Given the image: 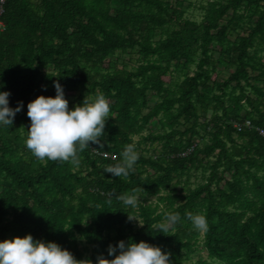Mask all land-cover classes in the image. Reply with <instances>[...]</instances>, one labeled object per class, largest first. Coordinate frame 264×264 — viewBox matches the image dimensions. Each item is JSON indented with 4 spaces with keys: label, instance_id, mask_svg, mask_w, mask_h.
Instances as JSON below:
<instances>
[{
    "label": "trees",
    "instance_id": "16d2710c",
    "mask_svg": "<svg viewBox=\"0 0 264 264\" xmlns=\"http://www.w3.org/2000/svg\"><path fill=\"white\" fill-rule=\"evenodd\" d=\"M0 9V91L10 107L23 103L12 126L0 125V241L31 234L83 264L113 259L109 245L121 240L160 246L172 264H264V0H0ZM124 53L135 64L118 66ZM57 81L70 108L99 93L110 102L103 148L90 143L78 168L41 162L25 144L27 104L54 97ZM151 119L158 129L144 134ZM129 143L139 159L128 180L104 172ZM136 187L133 210L117 196ZM189 211L206 215V232ZM164 212L181 216L174 236L154 227Z\"/></svg>",
    "mask_w": 264,
    "mask_h": 264
},
{
    "label": "clouds",
    "instance_id": "9594fccd",
    "mask_svg": "<svg viewBox=\"0 0 264 264\" xmlns=\"http://www.w3.org/2000/svg\"><path fill=\"white\" fill-rule=\"evenodd\" d=\"M55 89L54 97L39 95L27 104V116L31 124L25 144L41 162H67L78 168L82 160L80 153L90 143L103 148L101 138L105 136L106 122L111 117L110 102L104 94L99 93L93 100L84 98L82 103L70 108L58 81L55 82ZM9 96V91H0V125L10 127L16 114L22 110L23 103L12 108L9 106ZM121 156L116 164L107 165L104 172L128 180L139 159L136 145H125ZM143 192L144 189L136 187L130 193L117 196V199L125 207L135 210L139 207ZM163 216V221L154 227L160 233L174 236L177 225L182 222L180 214L164 212ZM128 220H135L139 226H143L135 215L128 214ZM186 220L199 232L208 230L206 215L189 211L186 212ZM117 247L118 255L115 254ZM108 253L114 258L100 256L97 264H172L170 253L143 240L139 243L121 240L116 246L110 244ZM0 264H83V260H78L70 250L56 242L34 239L31 234H27L0 241Z\"/></svg>",
    "mask_w": 264,
    "mask_h": 264
},
{
    "label": "rangeland",
    "instance_id": "374dc122",
    "mask_svg": "<svg viewBox=\"0 0 264 264\" xmlns=\"http://www.w3.org/2000/svg\"><path fill=\"white\" fill-rule=\"evenodd\" d=\"M190 1H192L193 3L196 2V0H190ZM116 56L118 58V60H117L118 61L117 62L118 63V66H120L123 62H129V65L135 64L134 60H130L129 59L130 55L127 54V53H124V54H121V55L118 54ZM133 59H135V57ZM72 99H73V97H72V95H70V96H68V99L67 100L69 101V103H71ZM156 123H157V120L156 119H151L150 122H149V124H148V126H147V129L144 131V134H146L149 131H156L158 129ZM136 139H137V137H136ZM200 177H201L200 171H196V172H194V174L190 178V181L192 183L198 182L200 180ZM150 199L152 201H155L156 200V196L151 197ZM203 254H204V252H203Z\"/></svg>",
    "mask_w": 264,
    "mask_h": 264
},
{
    "label": "built area",
    "instance_id": "2783aa9c",
    "mask_svg": "<svg viewBox=\"0 0 264 264\" xmlns=\"http://www.w3.org/2000/svg\"><path fill=\"white\" fill-rule=\"evenodd\" d=\"M1 2H3V0H1ZM1 12H2V9H0V14H1ZM2 27V21L0 20V28ZM245 125L246 126H250L251 125V123H250V121L249 120H246L245 121ZM235 126L238 128V129H240L241 128V124H235ZM258 130H259V132L262 134V135H264V130L263 129H261V128H258Z\"/></svg>",
    "mask_w": 264,
    "mask_h": 264
}]
</instances>
